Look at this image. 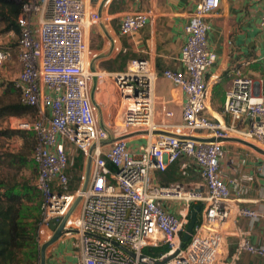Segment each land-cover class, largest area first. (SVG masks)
<instances>
[{"label":"built area","instance_id":"1","mask_svg":"<svg viewBox=\"0 0 264 264\" xmlns=\"http://www.w3.org/2000/svg\"><path fill=\"white\" fill-rule=\"evenodd\" d=\"M86 1L17 0L21 4L17 45L15 49L0 45V69L14 56L20 63L15 77L8 79L3 72L0 78L13 81L22 102L37 108L35 119H20L14 126L37 137L32 157L41 196L38 246L50 239L51 224L61 222L79 197L78 212L70 214L61 236H75L76 251L69 264H238L244 253L264 264V243L252 242L248 231H239L231 253L225 246V236L238 218L264 222V205L240 206L232 199L221 162L223 143L229 138L264 147V77L232 67L223 108L229 119L209 113L205 73L217 54L207 45L208 17L220 0L198 1L185 26L187 38L179 58L185 70L163 72L186 94L180 121L154 95L158 72L149 59L133 58L125 69L113 73L90 69L85 34L102 16L89 10ZM147 19L144 11L127 12L121 17L120 34L133 36ZM260 27L264 31V11ZM96 77L110 78L114 85L109 113H114L116 127L148 135L137 151L126 136L108 141V125L100 121L101 106L94 95L102 82L94 84ZM72 148L89 163L85 189V175L77 189L70 188ZM181 159L185 168L196 169L197 180H156L154 172L164 173ZM196 204H202L199 221L182 247V234ZM164 246L167 251L154 253Z\"/></svg>","mask_w":264,"mask_h":264},{"label":"crops","instance_id":"2","mask_svg":"<svg viewBox=\"0 0 264 264\" xmlns=\"http://www.w3.org/2000/svg\"><path fill=\"white\" fill-rule=\"evenodd\" d=\"M198 1L87 0L88 9L98 11L102 16L98 22L86 30L85 34L89 46L90 69L99 73H113L125 69L133 58L149 59L158 72L154 95L174 110L175 120L180 121L186 94L178 85L165 77L163 72L167 69L178 72L185 70L179 60L182 46L187 38L185 26L191 20ZM131 11L146 12L148 14L147 24L133 36L121 35L119 30L121 17ZM263 11L264 0H220L219 8L208 17L210 29L207 35V45L217 54L216 61L208 67L205 73L209 96L208 111L212 116L229 119L223 112V108L227 92L231 87L228 72L232 67H242L245 72L256 78L264 77V31L260 27ZM14 33L16 34L14 30H11L5 36H0V45H7L9 42L11 45L16 44L17 40L11 39L15 37ZM16 35L18 37V34ZM7 65L5 66V77L11 79L17 75L20 63L15 59ZM104 80L111 83L110 78L96 77L94 84ZM97 92H94V95ZM100 106V121L108 125L110 132L108 141L119 136H126L130 148L134 151L148 142V135L145 132H121L116 127L114 113L111 111L112 113L106 116L104 107ZM159 106L158 103L156 108ZM20 119L31 120L28 117L15 116L2 118L0 130L17 129L13 122ZM33 134L25 139L20 135L1 134L0 139L5 140L6 145L0 147V154L4 152L16 154L23 148L24 141L28 140L30 142L27 148L28 155L24 161L19 162V165L22 166L21 170L27 168L35 170L28 176H31L30 181L36 187L38 169L32 156L33 143L37 137ZM223 144L225 154L221 159L222 170L229 183L232 199L240 206L260 208L264 205V147L254 142H245L238 137L229 138ZM182 162L181 159L164 173L154 172L156 180L161 183H168V181L187 183L197 180L196 169L194 167L185 168ZM6 165L14 168L15 162L10 160ZM170 170L173 176L168 175L166 177L168 180H165L167 182H162L161 175L168 174ZM31 183L29 181L26 184L22 183L24 186L21 192L26 193ZM36 190L38 191L37 187ZM179 204L181 203L178 202L177 205ZM76 207L75 213L78 212ZM240 230L248 231L252 242L264 243V222H253L240 217L230 226L225 236V246L229 253L236 245ZM74 241H67L66 237H61L50 245L47 252H51L55 261L49 264H69L72 261L69 252L73 248ZM238 264H260V261L252 254L244 253Z\"/></svg>","mask_w":264,"mask_h":264},{"label":"trees","instance_id":"3","mask_svg":"<svg viewBox=\"0 0 264 264\" xmlns=\"http://www.w3.org/2000/svg\"><path fill=\"white\" fill-rule=\"evenodd\" d=\"M21 11V4L15 0H0V21L5 23V29L19 32L17 18ZM0 84L4 88L3 97H0V118L15 116L28 117L33 120L37 116V108L24 104L21 100V91L14 86L13 81L3 80ZM9 133L30 138L33 132L25 129L0 130V134ZM35 136V134H33ZM36 137V136H35ZM37 143V138L33 143V151ZM30 143L24 141L23 148ZM19 152L14 156L15 161L22 162L28 155ZM16 156V157H15ZM25 158V159H24ZM82 165V157H77L75 165ZM18 183L6 184L0 182V264H36L41 258L40 247L36 242L35 233L36 221L29 223L23 213L24 201L30 195L27 188L26 193H22V187ZM168 247L154 249V253L167 251Z\"/></svg>","mask_w":264,"mask_h":264},{"label":"rangeland","instance_id":"4","mask_svg":"<svg viewBox=\"0 0 264 264\" xmlns=\"http://www.w3.org/2000/svg\"><path fill=\"white\" fill-rule=\"evenodd\" d=\"M15 1L17 2V0H15ZM9 31H11V30L5 29V23H1V21H0V36H2V37L5 36L6 34H8ZM16 34H18V33H16ZM16 34H15V37H13L11 39L17 40L18 37ZM8 38H6V39L8 40ZM13 43H16V42H13ZM16 45H17V43L14 45H11L10 42L7 44V46H11L14 49H15ZM15 59L18 60L17 56H14L13 60H15ZM7 66H9V65H7ZM3 72L4 73L6 72L5 67H3V69H0V74ZM1 76L2 75H0V77ZM3 80L4 79L0 78V81H3ZM3 92H4V88L0 84V97L4 98ZM4 118H6V117H4ZM1 119L2 118H0V120ZM15 122L16 121H14L13 123H15ZM26 141H27V143H30V142H28V140H26ZM5 145H6L5 140L0 139V147H5ZM27 148H28V146L27 147L25 146L24 149L21 148L18 152H16V155L19 152H21L22 150H23V152L27 153ZM11 155H15V154L8 153V152H4V153L0 154V182L2 181L6 184L18 183L20 186L24 182H25V184L28 181L31 183V181H30L31 176L29 177L28 175L33 174L35 170L33 168H27L25 170L24 169L21 170L22 166L19 165V162L15 161L14 156H11ZM80 156L82 157V161H83L82 165L79 166L78 163L75 165L77 157H80ZM10 160H13L15 162L14 168H10V166L6 165L8 163V161H10ZM68 164H69L68 172L70 175V188L72 190H75L76 187H78L82 181L81 175H85V176L87 175V167H88L87 163L84 162L83 155H82L81 151L78 148H72V150L70 151ZM21 172H22V174H21ZM172 173L173 172L170 170L168 174L161 175V177H160L161 181L167 182V181H165L167 179L166 177H168V175L170 176V174L172 175ZM172 176H170V177H172ZM169 182H174V181H168V183ZM29 193H30V195H28V199L26 198L24 201V207H23V213L22 214L24 215L27 222L33 223L36 221V227H37L36 229L38 230V226H39V223H40L41 217H42L41 212H40L41 197H40V194L38 193V191L36 190V187L33 186L32 183L29 186ZM36 236H37V232L35 233V237ZM70 236H71L70 238H66L67 241L68 240L71 241V240L75 239V236H72V235H70ZM40 249H41V247H40ZM49 249H50V246H48V248L46 250V264H49L51 261H55V258L52 256L51 252H49V253L47 252ZM75 251H76V248L74 247L73 249L70 250L69 255H72ZM36 264H41V258L39 259V261H37Z\"/></svg>","mask_w":264,"mask_h":264},{"label":"water","instance_id":"5","mask_svg":"<svg viewBox=\"0 0 264 264\" xmlns=\"http://www.w3.org/2000/svg\"><path fill=\"white\" fill-rule=\"evenodd\" d=\"M100 91L96 93L95 99L104 107V112L106 116L109 114V101L114 100V85L112 83H108L106 80L99 83ZM89 182V163L87 167V175L86 180L83 186V189H85ZM190 189H198L197 187L191 186ZM80 198L78 197L75 202L73 203L72 207L68 211V213L65 215L64 218L61 219V222H53L50 226V228L53 230V235L48 239L45 243L42 244L40 252H41V264H46V250L48 246L55 243L57 240L61 238V236L64 233V225L66 223V220L70 216V214L74 211L75 207L77 206ZM202 209V204H196L190 212V220L188 224L186 225V229L182 234V242L181 246L184 247L187 242L190 240L191 235L194 231V228L196 224L199 221V212ZM172 257V256H170ZM168 257V258H170Z\"/></svg>","mask_w":264,"mask_h":264}]
</instances>
